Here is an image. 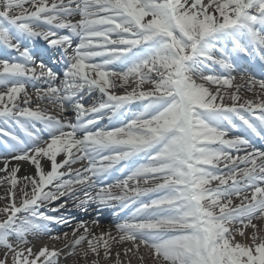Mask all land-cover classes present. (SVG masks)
I'll return each instance as SVG.
<instances>
[{
	"label": "snow or ice",
	"instance_id": "6c2138e0",
	"mask_svg": "<svg viewBox=\"0 0 264 264\" xmlns=\"http://www.w3.org/2000/svg\"><path fill=\"white\" fill-rule=\"evenodd\" d=\"M40 40L62 77L34 61ZM0 49L18 54L0 59V264H58L23 246L74 199L120 217L116 237L73 229L95 256L112 240L153 264H264V151L242 134L264 140V79L239 66L264 64V0H0Z\"/></svg>",
	"mask_w": 264,
	"mask_h": 264
},
{
	"label": "bare ground",
	"instance_id": "6f19581e",
	"mask_svg": "<svg viewBox=\"0 0 264 264\" xmlns=\"http://www.w3.org/2000/svg\"><path fill=\"white\" fill-rule=\"evenodd\" d=\"M34 43V44H32ZM27 47L31 50V54L33 55V59L38 64V62H42L43 64H50V60L52 58L57 59L58 50L51 49L47 46L46 42L40 40L36 42H29L27 44ZM60 53V52H59ZM13 56H16L15 53H7L0 49V59H10ZM239 66L241 70L248 72L250 75H252L255 79H264V69H260L258 66H254L251 64H248L246 62L239 63ZM52 69L51 66H48ZM39 71V70H38ZM61 70L59 72L58 76L62 77ZM237 83L244 84L245 81H240L239 76L237 77ZM214 90V89H213ZM257 91H259L257 89ZM28 93L30 96L35 99V93L32 88L28 89ZM119 94V93H117ZM242 99H249V100H256V96L253 93L250 92H242ZM261 99H264V96L261 97ZM41 107H51L50 105H47L46 103L41 104ZM53 115L58 114V111H53ZM103 123V122H102ZM19 130H17V134L19 135ZM240 134V133H237ZM245 135L246 138L250 139L254 145V147L260 151H264V143H260L259 141H255L250 137L248 132L246 130L242 133ZM6 155L5 149H3L0 146V156ZM60 157H58V160ZM19 165L20 172L18 173L19 177H23L25 175H34L35 169L34 166L26 161H12L11 166ZM3 165L0 164V167ZM86 166V162L74 165L75 168H82ZM45 167H47V164H45ZM3 173H0V176H2ZM120 177V174L117 173L114 176H109L104 180V185L112 184L116 181L117 178ZM98 190V189H97ZM113 191H118L116 189H113ZM4 195V188L0 187V196ZM236 202V201H234ZM59 203V202H58ZM79 204L78 200H69L63 208H60L57 213L51 212L50 209L46 210V213L49 215H55V216H62L65 217L69 223L65 225H57V224H51L50 225V232L45 235H40L37 237L29 236V244L25 245L23 247H32L34 252H38L40 248L47 245L49 249L55 248L57 252H59L58 257V264H117V256L116 253L119 252V261L120 264H153L150 254L144 250L141 249L139 256H144V260L140 261L138 259V255H133L132 253H128L127 255L124 254L125 249L131 248L132 245L129 243H116L115 241L110 240V250L111 255L108 259H104L103 255V249H100V255L95 256L93 255L87 247V242H84L79 247H72L73 241L76 237L72 236L73 229L77 228L81 222H84V224L90 229V231L95 236H100L101 234H107L111 233L113 237L117 236L116 230H115V223L119 222L120 217L114 214V209H104L99 210L97 205L90 204L87 208V210H83L80 207H77L76 205ZM3 201H0V207H3ZM123 216V214H120ZM5 217L0 214V220L4 219ZM94 221H98L99 223H93ZM258 225V231L259 234L264 235V223L262 222H256ZM252 231L251 228L246 230V234H250ZM64 233H68L67 238L65 239ZM83 233V229L80 230V232L77 235H81ZM51 236H59V240H53L50 237ZM107 238V236H106ZM89 239H92V236H89ZM237 240H241L239 236H237ZM241 242H247L241 240ZM12 243L15 245L16 241L13 240ZM37 248H33L36 247ZM88 251V255L84 256V252ZM3 255L0 258H3ZM9 263H11V256H9Z\"/></svg>",
	"mask_w": 264,
	"mask_h": 264
},
{
	"label": "rangeland",
	"instance_id": "374dc122",
	"mask_svg": "<svg viewBox=\"0 0 264 264\" xmlns=\"http://www.w3.org/2000/svg\"><path fill=\"white\" fill-rule=\"evenodd\" d=\"M16 55H18V54H16ZM243 60V59H242ZM241 61V60H240ZM259 66H261V67H259L260 69H264V64H262L261 62H260V64H259ZM36 247H33V248H37V245H35ZM3 253H4V249H2V248H0V257L3 255ZM9 264H11V263H9Z\"/></svg>",
	"mask_w": 264,
	"mask_h": 264
}]
</instances>
